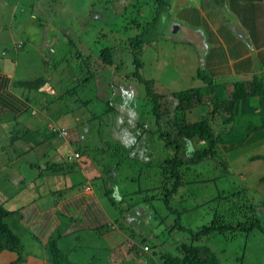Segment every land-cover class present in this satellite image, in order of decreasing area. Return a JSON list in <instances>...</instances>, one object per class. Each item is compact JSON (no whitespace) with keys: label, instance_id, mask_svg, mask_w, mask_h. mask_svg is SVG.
<instances>
[{"label":"rangeland","instance_id":"374dc122","mask_svg":"<svg viewBox=\"0 0 264 264\" xmlns=\"http://www.w3.org/2000/svg\"><path fill=\"white\" fill-rule=\"evenodd\" d=\"M143 1L149 3L144 4ZM166 1L171 2L170 10L165 8L157 19H152L155 10H152L154 2L151 0H0V70L10 73L14 81L38 77L47 81L42 92L14 89L19 96H33V116L31 109L17 121H11L10 115H0V146L4 147H0L3 150L0 151V193L7 197L4 207L13 212L6 222L20 237L25 250L33 249L30 240L34 242V237L21 221L24 205L31 202L40 204L46 199L59 201L67 188L64 187V179L69 177L73 184L77 176L84 179L76 170L59 181L52 176L31 184V178H36L38 173L30 169L26 162H32L34 156L47 153L52 146L56 147H52V150L58 154H54V160L59 158L52 162L69 163L66 156L72 154V148L80 149L83 155L89 156V160L84 163V170L93 168L104 175V179L98 180L96 184L99 191L114 188V191L127 193L115 200L118 203L123 199L126 204L118 203L116 208L106 195H99L101 203L113 210L114 224L108 230H102L105 237L100 236L99 232L94 233L95 230L84 229L82 237L62 238L59 244L70 264H161L158 259L160 252L177 255V246L181 242H191L188 230H170L176 219L179 218L182 226L195 232L210 223L215 211H221L222 214L237 212L223 198L229 192L236 194L238 202L255 204L263 219L264 183L258 185L256 181L257 176L263 175L262 161L244 164L245 167L256 166L258 171L246 178L237 170L226 169L222 162L223 156L208 158L204 164L197 166L196 178L201 181L205 179V182L193 183L188 187L190 191H179L170 201L169 208L161 197L158 200L155 197L143 200L141 196L147 194L145 189L148 185H154L159 177L154 173L157 168L152 166H158V162L163 159L162 154H165L164 142L159 133L152 136L148 134L150 129L156 130L159 126L154 121L153 126L148 123L153 115L147 117V107L141 103L145 95L143 84L119 77L130 69L133 71V66L127 60L126 63L124 60L120 62L124 70L108 67L102 72L98 70V75L95 74V78L86 84L80 81L88 72L84 63L75 62V55H91L90 60L86 59L87 64L92 61L99 64L100 49H123V46L118 47L123 45L118 39L124 41L139 32L134 29L123 32L124 21L120 15L128 14V8L132 5L139 6L138 13L134 15H137L142 26L147 25L146 29H150L145 39L153 40L141 55V77L155 81V86L165 93L203 87L202 81L195 77L197 70L206 71L211 76L210 67L226 62L229 64L231 58L242 56L245 44L235 36H229L236 33V29H226L231 27L226 23L236 26L235 23L241 21L249 32L259 31L256 44L264 43V0ZM211 18L217 19L224 27L209 28ZM173 22L182 23L187 28L173 34ZM251 39H254V35ZM248 47L247 44L246 49ZM124 53L128 55L127 48ZM251 53L244 61L264 79V51ZM229 76L213 78V83L222 84L239 79ZM118 83L122 84L125 93L116 89ZM208 110V106L184 112L174 110L170 120L177 124L194 122L207 115ZM258 118L253 116V121ZM168 122H162L160 127L169 130L174 138L177 130ZM48 124L67 128L68 137H57L56 134L48 139L53 144L46 142L39 149L23 155L29 147V141L33 147L43 139L42 136L48 138ZM15 125L16 129L31 125V133L27 132L31 134L29 140L21 139L19 135L17 138ZM216 126H222V122L217 120ZM38 131H43L42 136ZM37 134L39 137L35 136ZM15 135L19 144L14 147L22 156L16 160L9 155V146ZM52 139H62L65 145ZM52 157L53 153L49 159ZM147 162H150L151 167H148ZM104 170L109 174H104ZM50 172L52 170H48L45 176L48 177ZM112 175L114 177L109 179ZM216 177L220 178L212 181ZM140 188L144 192L130 194ZM236 189L238 191H233ZM147 191L159 194V189ZM234 234L232 237L231 234L215 235L209 239L218 253L220 251L221 264H264V232L257 229L247 237L241 232ZM201 241L208 243L205 239ZM144 245L150 248L149 252L143 251ZM112 252L113 256L110 255Z\"/></svg>","mask_w":264,"mask_h":264},{"label":"trees","instance_id":"16d2710c","mask_svg":"<svg viewBox=\"0 0 264 264\" xmlns=\"http://www.w3.org/2000/svg\"><path fill=\"white\" fill-rule=\"evenodd\" d=\"M154 2V6L152 10L155 12L152 14L151 18L157 19L159 13L165 8L167 11L171 8V2L166 0H151ZM144 4L149 3L148 1H143ZM143 4V5H144ZM130 6V5H129ZM137 6H130L128 8V14H121V18L124 21L123 32L127 30H139V32L133 34L131 37L122 41V39H118L119 43H123V45H119L118 47H124L123 49H115L111 47H103L99 50V61L100 63H96L92 61L88 62L86 59L92 58L91 55H75V62L78 64L80 61L86 65L87 75L80 81L81 83L86 84L90 79L95 78L98 75L100 70L108 69V67H113L117 71L120 69L124 70V67L121 65V60L130 61L133 66V71L128 73H121L119 75L120 78L127 80H136L139 84H143L145 95L143 97V101L146 108V116L150 117L153 115L151 119L148 120V123L153 126L154 124L157 127L156 130L150 129L148 134L150 136L155 133H159V137L164 142V150L165 154H162L163 159L158 162V166L154 165L152 167H156L155 174L159 177L157 178V182L145 189L144 196L141 198L145 201L155 197L158 200L161 197L164 205L169 208L170 201L174 199L175 195L178 194L179 191H190L189 186L193 183H204L205 179L198 180L196 178L197 166L204 164L207 159H216L220 156L219 145L222 142L233 139L238 136L246 135L247 138L253 136L258 133L260 130H264V79L258 75H254L250 81L237 80L231 85L226 84V82H222V84L213 83V77L210 76L206 71L197 70L195 77L200 79L203 83V87L191 88L186 90H180L176 92H172L170 95L174 97L175 102L173 100H168L165 95L160 93L155 87V81L147 80L141 77L140 71L143 66V62L141 60V55L143 54L144 48L148 46L150 41L145 37L148 36V32L150 29H146V26H142L140 21L137 18L138 9ZM151 10V9H150ZM155 15V16H154ZM176 22H173V28L170 26L171 33L174 29ZM143 27V28H142ZM169 29V30H170ZM170 33V34H171ZM125 34V33H123ZM104 38V36H103ZM117 47V48H118ZM127 48L126 55L124 53V49ZM116 50H120L123 52H115ZM117 54H119L120 60L117 61ZM82 57V59H80ZM90 60V59H89ZM94 63V65H93ZM120 63V64H119ZM126 63V62H125ZM92 64V65H91ZM92 66L94 69H92ZM46 80L42 77L35 78L33 80H16L11 83V89H23L27 92H42L43 88L46 84ZM101 86V85H100ZM104 86V84H103ZM122 84L118 83L115 87L121 93H125L124 88L121 87ZM229 86H232V89H229ZM1 87V86H0ZM121 87V88H120ZM74 90V88H73ZM225 96V97H224ZM32 95L23 96L24 103L30 104L28 109H31V102L33 99ZM63 96H58V98H62ZM257 101V105L260 106V109L255 113H239L236 109V104L239 101ZM8 107L14 111H21L22 104L19 103V99H13L8 103H5ZM199 106H208L209 110L207 111V115L203 116L201 120H197L194 122L188 123H180L172 122L170 120V114L172 111L184 112L188 110H193L198 108ZM27 109V111H28ZM42 109V108H41ZM148 109V110H147ZM207 116V117H206ZM253 116H259L260 118L256 119L257 121H253ZM9 117H12L11 121H17L19 118L14 114ZM166 118V119H165ZM169 122H168V121ZM219 120L222 122V126L217 127L216 121ZM154 121V124L152 123ZM169 123V125L177 130L175 137L173 138L171 134L168 132L169 130H164L160 127V124ZM148 125V124H147ZM146 125V126H147ZM145 126V127H146ZM16 125L14 126V128ZM144 127V129H146ZM228 127V128H227ZM227 128V129H226ZM30 128L24 127L21 129H16V135L21 136V139L24 138L29 140L31 134ZM35 132V131H34ZM39 132V131H38ZM31 133V132H30ZM42 136L43 131L39 132ZM16 135L11 142L9 155H12V159H20L19 154L16 151V146H18V141ZM39 137V134L35 135ZM51 136V135H50ZM43 139L37 141V143L31 147L30 142L27 145L29 146L24 153H28L36 148V146L41 143H45L47 137L42 136ZM173 138V139H172ZM27 142V141H25ZM204 143L203 145H200ZM15 146V147H14ZM0 147H3L2 145ZM4 148V147H3ZM3 151L2 148L0 150ZM69 156V155H68ZM67 157V156H66ZM259 156H255L254 158H258ZM38 156H34V160L29 162V166L32 169L38 171V176L40 180L45 177L46 172L48 170H52V172L58 174V178H64L66 176V171L72 169H77V164L75 158L71 156L68 157V162L64 163H54L50 160L46 161L45 169L41 171V165L37 162ZM227 163V161H223ZM72 165V167L68 166ZM150 162H147L148 167ZM224 164V163H223ZM68 172V171H67ZM81 175H83V171H80ZM90 172H88L89 174ZM91 179L94 180H103L102 174H90ZM147 177V176H146ZM149 177V176H148ZM220 177H216L212 181H216ZM264 179V178H263ZM262 179V180H263ZM75 184V183H74ZM73 184V185H74ZM76 185V184H75ZM159 189V194H155L156 191H147V190ZM144 189L140 188L137 191L133 190L130 194L133 193H142ZM233 191H238L233 190ZM102 194L106 195L113 207L116 208V203L113 201L112 190L106 189V191H102ZM124 193L123 195H126ZM232 196H236V194L231 193ZM223 198H227L226 196ZM1 200V199H0ZM228 203V202H227ZM232 205L231 208L237 211H231L229 213L222 214L221 211H215L214 215L209 224L203 225L200 227L199 231L193 232L191 229L185 228L179 222V218L170 229L171 231L180 230L187 231L191 236V242H181L178 248V254L174 255L169 252L162 251L159 253L158 259L161 261V264H221L219 259L218 250L214 248L209 239L215 235L226 236L231 234L235 236L234 233L241 232V234L245 237L250 235L255 230H260L264 232V217L261 218V213L256 209V205L241 201V202H233L228 203V206ZM113 212V210H112ZM12 211H9L4 207L3 201H0V252L1 251H12L16 252L20 255L19 261H22L23 258V246L20 242V237L14 233V231L10 228V226L6 222V218H8ZM218 214V217H216ZM239 216V217H237ZM109 227V226H107ZM106 228V227H102ZM102 234L101 230H96ZM170 232V231H169ZM50 236L46 249L51 261V264H70V260L67 255L62 251L59 246L58 240L61 238L59 234ZM201 239H205L203 243ZM194 241V243H193ZM157 247V246H156Z\"/></svg>","mask_w":264,"mask_h":264},{"label":"crops","instance_id":"0c3cea01","mask_svg":"<svg viewBox=\"0 0 264 264\" xmlns=\"http://www.w3.org/2000/svg\"><path fill=\"white\" fill-rule=\"evenodd\" d=\"M180 2H185L184 0H181ZM203 13V11L201 10ZM212 21V22H211ZM211 21H209V28L211 29H221V27H224L218 23L217 19L211 18ZM225 22V21H224ZM226 23V22H225ZM227 26H231L230 28L226 29H236V33H231L229 36H235L240 40L243 44L250 47V50L248 48L246 49L245 45H243V54L239 57H233L230 59V62L221 64L219 66H212L210 67V71L213 74V78H224L228 77H237L239 79L237 80H245L250 81L254 75H257V73H254L252 71V66L247 65L244 61L248 57H250V53L257 54L258 52L264 51V43H257L255 40L260 35L259 31L252 32L248 30L247 26L244 25L241 21L236 26H232L228 23H226ZM211 26V27H210ZM187 28L182 23H175L174 29H185ZM239 29V31L237 30ZM252 35H254V39H251ZM260 37V36H259ZM219 38V37H218ZM262 38V37H261ZM235 39V38H234ZM239 46V45H237ZM251 53V54H252ZM264 64V62H262ZM14 80L12 79V75L10 73L4 72L0 70V115L7 116V115H15L16 117L20 118L21 115H23L28 107H30V104L24 103L23 96H19L17 92L11 89V83ZM13 99H19V103L22 104V110L19 112L12 111L8 105L5 103H8L9 101H12ZM236 109L239 113H255L260 109V106L257 105V101H254V99H251V101H239L236 104ZM29 110V109H28ZM31 116H33V110L31 109ZM31 125H27L26 127L30 128ZM50 135H48L47 139H50ZM59 140L55 141L56 143H59L60 145H65V142L62 139H52ZM46 142H51L49 140H46ZM45 142V143H46ZM52 143V142H51ZM44 143H41L40 145L36 146V150L40 147L44 146ZM53 144V143H52ZM55 147V146H52ZM50 147V151L47 153L39 154L37 162L40 163L41 166H43L46 161L54 160V154H57L54 152ZM56 148V147H55ZM220 149V156L218 158H222L223 161H227V163H224V167L230 170H237V172L243 177L247 178V175L251 176L254 173H257L256 166L255 167H245V163H256V162H264V130H260L258 133L254 134L253 136L247 138L246 135H241L238 137H235L233 139L227 140L225 142H222L219 145ZM53 153V159H49L51 154ZM27 153L23 152V155H26ZM58 155V154H57ZM255 156H259L257 159L254 158ZM22 156H20L21 158ZM37 157V156H36ZM61 158V157H60ZM59 159V158H57ZM55 159L54 161H57ZM88 159H83L80 164L77 165V169H70L67 170L65 173L66 175H70L73 172H80L83 171L84 179L80 176H77V178L74 179L76 182L75 184L78 186H73V182L71 179H64L65 185L64 187H67L60 195V200H44L42 203H36L31 202L28 204H25L21 211V221L22 224L27 230L33 235L34 242L30 240V244L33 245V249H24L23 248V260L19 261L20 255L16 252L12 251H1L0 252V264H51L50 259L48 257L46 244L50 238V236L54 235L55 233H59V236L61 237L60 240H58V243L62 241V238L65 237H82L84 233V229H91L90 231L95 230L96 227L98 230H103L105 227V223L110 220L113 221V213L111 212L112 209L107 208L103 203H101V200L99 198V195L102 196V191H99V186L96 185L98 180L91 179L90 174H96L100 175L98 170H94L93 168L88 169L87 171L84 170L85 167V161ZM244 161V162H243ZM29 166V162H26ZM57 163V162H54ZM83 163V164H82ZM240 164V165H239ZM260 163H258L259 166ZM82 166V169H81ZM30 169L31 166H29ZM44 168V167H43ZM41 169V168H40ZM45 169V168H44ZM43 169V170H44ZM33 171L37 172L33 169ZM263 175L262 177L257 176L256 181L258 182V185H261L262 182L260 179L264 178V168L262 169ZM88 172H90L88 174ZM47 173V172H46ZM81 174V173H79ZM54 176L58 179V174L49 175L48 177L45 176L44 178H51ZM74 175H71V177ZM43 179V178H42ZM35 180H39L38 182H41L39 178H31V184L35 183ZM49 180V179H48ZM93 182V183H92ZM74 184V185H75ZM34 186V185H33ZM41 187V186H40ZM78 187V188H77ZM34 188H38L34 186ZM43 189V187L41 188ZM98 190V191H97ZM65 194V195H64ZM0 199L3 201V204L6 202V195L0 193ZM0 200V201H1ZM102 226V227H101ZM107 229V228H106ZM108 233H106L107 235ZM91 236V235H86ZM96 236V234H95ZM93 236V237H95ZM100 236L105 237V234H101ZM91 237V238H93ZM21 240V239H20ZM60 246V244H59ZM111 256H113V252L110 253ZM110 256V257H111Z\"/></svg>","mask_w":264,"mask_h":264},{"label":"clouds","instance_id":"9594fccd","mask_svg":"<svg viewBox=\"0 0 264 264\" xmlns=\"http://www.w3.org/2000/svg\"><path fill=\"white\" fill-rule=\"evenodd\" d=\"M178 30V31H177ZM179 30L180 29H173V34H175V33H178L179 32ZM235 81H237V80H234V81H227L226 82V84H228V85H231L232 83H234ZM156 83V82H155ZM156 87V86H155ZM157 88V90L160 92V93H162L163 95H165L166 96V98L168 99V100H173L174 102H175V99H174V97L173 96H171L170 94L171 93H165L164 91H162V90H160L158 87H156ZM229 89H232V86H229ZM33 115H34V112L32 113ZM48 135H49V133L51 134V136L53 137L54 135H56L57 134V137H62V138H67L68 136V129L67 128H64V127H60V128H58L56 125H53V124H48ZM77 141H79V140H77ZM67 142V141H66ZM75 143V142H74ZM77 143V142H76ZM71 145V144H70ZM72 154H70L69 156H71L72 158H75V160H76V164L78 165V164H80V162L85 158V159H88L89 160V156H88V158H87V154L86 155H83L84 153H82V151L80 150V149H77V148H75V147H73L72 148ZM69 156H67L66 157V159L68 160V157ZM83 164V163H82ZM81 165V164H80ZM44 168H45V165H44ZM81 169H82V166H81ZM88 170V169H87ZM86 170V171H87ZM105 172L107 173L108 171H106V170H104V174H105ZM51 173H53V175H57L56 173H54V172H50L49 173V175H51ZM99 174H102L100 171H99ZM108 174H109V172H108ZM109 177V176H108ZM112 177H114V175H112V176H110L109 177V179L110 178H112ZM102 179H104V175H102V177H101ZM262 182H264V179L262 180V178L260 179ZM111 181H113V180H111ZM112 187H116V186H112ZM117 189V188H116ZM110 190H112V197H113V201H115L116 199H119V197L120 196H123V193H121L120 191H114V188H111ZM115 194V195H114ZM227 198H224V199H227V201L226 202H228V203H230L231 201H233V202H237V200H238V198L236 199V196H232V194L229 192L228 193V195L226 196ZM233 198L235 199V200H233ZM115 203H116V201H115ZM118 203H120V205H125L126 204V202L125 201H123V199H121ZM118 203H116V204H118ZM253 204V203H252ZM255 205V204H254ZM114 223H113V221H110V220H108L106 223H105V227L107 228H105L106 230H108V228L110 227V225H113ZM107 226H109V227H107ZM102 227V226H101ZM97 228H99V227H96V230H97ZM101 230V229H100ZM104 230V229H103ZM101 232H102V230H101ZM143 251L144 252H149L150 251V248L147 246V245H144L143 246ZM49 257V256H48ZM51 262V261H50Z\"/></svg>","mask_w":264,"mask_h":264}]
</instances>
